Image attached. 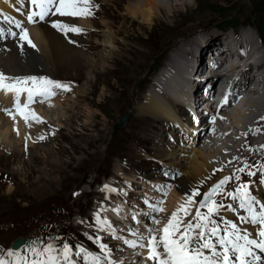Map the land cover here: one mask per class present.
<instances>
[{
  "label": "rangeland",
  "instance_id": "374dc122",
  "mask_svg": "<svg viewBox=\"0 0 264 264\" xmlns=\"http://www.w3.org/2000/svg\"><path fill=\"white\" fill-rule=\"evenodd\" d=\"M132 1L114 0L111 9L118 6L119 13L114 17L111 14L113 11L107 10L106 25L102 18L93 21L100 34L91 37L92 40L88 38L95 45L94 51L89 54L92 56L90 62L77 55L75 63L47 64L48 61H45L47 66H39V69L43 67L44 72L49 73L44 76L71 88L69 91L57 89V97L61 100L59 109L55 110L56 117L61 116L59 126L50 125L44 117L41 125H33L30 119L25 124L28 130L22 126L18 132V139H22H19L16 151L0 146V256H3V252L7 254L11 242L19 235L27 237L28 242L16 253L29 257H32L30 248H42L48 243L60 249L65 242L71 245L76 241L91 245L92 251L102 250L97 238L102 237L107 225L94 221L98 205L110 200L101 192L102 183L116 181L120 182L118 186L126 187L128 181L135 179L131 182L140 188L144 184L141 181L145 182L147 178L151 181L164 179L155 161L175 166L164 154L178 147L174 138L170 137L175 134L179 140L176 127L168 121L144 117L138 110L153 88L152 82L161 68L169 64L170 58L180 50L178 47L187 43H191L190 57H193L197 46L194 32L204 45L206 34L202 31L211 21L209 19L214 18L212 21L219 24L216 30H231V34L213 32L209 42H205H208L207 46L199 52L200 56L196 50L199 58L194 61V84L198 86L196 91L200 89L201 93L200 77L203 78L208 72H205L209 69L207 59L236 49L237 52H233L243 56L236 35L243 34V28H251L257 37L259 35L256 14L260 6L258 0H181L190 4H182L170 14L163 10L157 13L152 23L124 14L125 6L135 3ZM92 4V10H97L96 3L93 1ZM233 20L239 23L234 30L230 27ZM96 22H100V25ZM231 35L237 39L235 42H230ZM114 38H118L117 48L110 52L112 45L107 40ZM261 39L264 42V38ZM18 48L20 50L21 46ZM67 80L74 83L69 84ZM197 95L195 92L193 96L195 103L199 98L203 99V96ZM198 103H204V107L207 105L203 100ZM35 107L39 111L42 109ZM128 111L131 112L128 123L117 130L116 122ZM226 122L223 121L221 125L225 127ZM61 124V130L56 129ZM40 132L44 138L46 135L50 137L41 141L37 135ZM130 134H137L141 144L135 143L136 139L130 138ZM220 138L224 139L219 137V141H222ZM181 141L188 143L180 139L179 145ZM202 142L203 138L197 146L201 147ZM24 143L32 145L28 147ZM145 147L147 151H142ZM123 164L127 168L122 169ZM179 170L181 173L174 189L178 188L181 195L196 190L189 183L190 179H186L184 170ZM220 178L206 188L201 184L197 188L201 193L198 197L203 196ZM87 180L89 182L85 183ZM71 258L76 261L75 257ZM11 259L15 261L16 257Z\"/></svg>",
  "mask_w": 264,
  "mask_h": 264
},
{
  "label": "bare ground",
  "instance_id": "6f19581e",
  "mask_svg": "<svg viewBox=\"0 0 264 264\" xmlns=\"http://www.w3.org/2000/svg\"><path fill=\"white\" fill-rule=\"evenodd\" d=\"M93 1L97 5V10H92L93 15L87 16L86 19H82L81 17L59 15H54L55 17L51 19L52 24L56 21H60L65 24L76 25L83 29L80 32L65 33L51 26V23H42L38 26L28 29L29 37L35 44V47H32L26 41H23L20 38L1 43L0 71L6 75L14 76L28 74L45 75L49 74L44 72L45 68L43 67L46 64L45 61H48L47 64H54L56 62H62L65 64L71 62L75 63L76 56L79 55L87 62H90L92 56H90L89 54L90 51H94L93 48L95 46L91 42V37H97L100 34V30L93 24V21H98L102 18V22H105L106 25L105 14L107 13V10L113 11L111 14L116 17L115 14L119 13L120 9H118V6L114 9H111L114 0H92V2ZM132 2L135 3L125 6L124 14L128 15L131 18L140 19L145 23H152L157 13L162 12L163 10L170 14L172 13V11H176L177 9H179L180 5L183 4L185 6L190 4L188 3V1L181 2V0H133ZM0 9L8 10V8L2 3V0H0ZM88 20H90V22ZM209 20L211 21L202 31L206 34V38H203L204 45L203 43H201V39H199L198 35L195 34L196 32H194L195 38L197 39V53L202 52V50L207 46L213 32H222L220 30H216V27L218 28L219 24L213 22V18H210ZM96 23L100 25V22ZM107 30L110 31L109 29ZM230 31L222 33H230ZM242 33L243 34L236 33V35L239 39V42L241 43V51L243 53V56L233 52H237V49L224 52L222 56H218L216 58H214V56H211V58L207 59L209 65L211 67H218V69L211 68V70L206 69L205 71H219L218 75L211 76L210 80L212 81L218 77H221L220 81H222V76L228 77L239 71L236 82L239 84V90L243 92L235 100L234 104L239 101H245V103L249 104L248 97H244L243 99H241V96L245 95V93L247 92H253L254 94H260L261 96L264 95V61L255 63L251 60L250 55L247 54L245 41H252L254 43V40L251 38L249 30L245 29L242 31ZM77 35L85 36L79 37ZM246 36H248V40L246 39ZM88 38H90L91 40H89ZM261 38L258 35L257 40L260 43L259 48H263L264 46V42ZM235 40L237 39H235L234 36L231 35L230 42H235ZM206 41L208 42L205 43ZM107 42L112 45V50L110 52H114V50L117 48L118 38L107 40ZM190 44L191 43H187L186 45L178 47L181 51H176L175 56H172L170 58L169 64H166V70L161 72V74H158V77L156 76L155 80L152 82L153 88L150 92H148L147 96H145L144 103L138 106V110L139 114L143 115L144 117L152 116L150 118L158 119L161 121H168L170 125L176 127L179 132H182L184 130V127H192L196 129V134L193 138L194 142L191 146L187 141V144L182 143L178 145L175 150L171 152L169 151V153L166 152L164 156L169 162L172 163H170L171 165L174 164L178 169H183L186 179H190L189 183L193 186V188L197 189L200 188L201 184L202 187L206 188L217 178L228 175L230 172L225 174L222 171H225L229 166H235L237 158L244 156L247 150L251 149L252 153L256 155V153L264 149V147H261L264 146V98L253 102L250 105V110L248 111V113L251 115V117L248 116L245 119L240 118L241 112L239 110V107H237V111L230 114V116L228 117L226 122L228 123L227 127L222 128L220 124H217V126L213 128L212 133L210 134L207 141L202 143L201 147L197 146L198 142H200L201 139L205 136L203 132L205 131L206 133L208 129H206L207 125L205 126L202 123L195 125L194 122H191L190 115L188 114L186 108H184L185 102L194 100V94L192 92H188V90L185 89L183 77L188 73V70L192 68L193 71L190 69L189 74L193 75L194 81L196 68L194 65V61L198 59L201 54L199 53V56L197 57L198 54L196 53V50H194V56L190 57V55H192ZM20 46L21 49L19 50L18 47ZM232 55L237 57H230ZM41 65H43V67H40L39 69V66ZM225 65H228L230 68H222ZM204 66L206 67L207 64H205ZM172 71L174 73H171ZM187 79L189 80V82H191L190 76H187ZM67 81L69 83H74L71 80ZM219 83L220 82H218L215 86V92L217 91V86L219 85ZM256 83L263 84L262 93L260 92V90H258L259 88L257 87H255L254 90L249 89V87ZM198 91L199 90L196 91V95L198 94L197 97H200L201 94H199ZM200 100L203 99L199 98L198 102H200ZM60 103L61 100L59 98H55L47 102L45 105H39V107H42L40 111L36 107H31V109H33L35 113L42 118V120L44 117V120L47 121V123H49L50 125H58L60 123L61 116L56 117L55 110L59 109ZM245 103L243 105H247ZM205 107H207V105ZM254 111H258V114L252 117ZM25 124V120L21 118V115L19 113L3 114L0 112V146L11 151H16L20 143L19 139H22H18V132L20 131L22 126L25 127L26 130H28ZM32 124L41 125L43 124V122L41 123L33 120ZM62 126L63 124H61V126L58 128H54L61 130ZM129 132L126 134V136L129 134ZM37 135L39 136V139L41 141H46L48 137H50V135H46V137L44 138V135H42V133H38ZM131 135L132 134H130V138L136 139L134 140V142L140 145L141 140L138 139L137 134L132 136ZM120 137L122 138V140L124 139L121 135ZM219 137H224V139L220 138L222 141H219ZM182 140H184V138ZM24 144L28 147L32 145H28L27 143ZM121 167L127 168V165L123 164V166ZM218 169L223 170L217 171ZM141 179L143 180V178ZM87 182H89V180H87L85 183ZM141 182L146 184L147 188L153 185V182L148 178L145 182L144 180ZM144 184L142 186V190L146 187ZM135 185L136 183L133 184L132 182H130L131 187H134ZM191 192L189 194L183 193L185 195H181L178 188L174 189L169 197L167 208L173 209L174 207H178L180 204L185 202L186 197L190 195ZM137 193L138 192L136 191V193L134 194L137 195ZM129 199L130 198H125L126 201H128ZM199 199L200 197H195V200L197 202ZM19 237L23 236L19 235L15 239H18Z\"/></svg>",
  "mask_w": 264,
  "mask_h": 264
},
{
  "label": "snow or ice",
  "instance_id": "6c2138e0",
  "mask_svg": "<svg viewBox=\"0 0 264 264\" xmlns=\"http://www.w3.org/2000/svg\"><path fill=\"white\" fill-rule=\"evenodd\" d=\"M23 2V0H21ZM34 10L27 13L29 23L36 22V18L44 20L49 15L69 16V17H87L92 16V0H29ZM19 11V8H17ZM6 21H12L17 28L21 29L20 39L26 41L32 47L35 44L29 37L28 29L23 27L21 22L16 21L12 16L5 15ZM53 27L61 32H80L83 29L76 25H69L56 21ZM16 35V33H12ZM8 78L0 73V90L5 94H13L15 97V108L27 123L30 119L36 122H43L30 105L36 102V97L45 99L56 94L55 89L70 90V86L46 77H23L5 83ZM21 94H26V102L20 103ZM9 114H11V110ZM15 118V117H13ZM43 138V137H41ZM264 147V146H261ZM245 168H239L237 172H244ZM264 170V165L260 166ZM218 169L217 171H222ZM257 173L248 171L249 176H255ZM240 180L239 176H225L218 181L208 192L203 193V199L198 202L195 197L200 196L198 189L193 190L172 212L167 222L160 229H148L147 245L140 244V247L147 246L149 249L148 259L154 261V264H257L261 261V256L256 255L255 249L264 253V202L259 200L252 191V182L240 183L233 191L225 192V185L232 179ZM260 184L264 185V178H261ZM105 188H108L105 185ZM115 191V189H111ZM217 194H223L234 201H238L239 209H243L247 215H239L241 223L258 225L256 232L259 240L252 238V233L241 229L238 224L232 220H223L224 227L221 229L220 223L212 219L214 214H219L221 209L236 212L237 208L232 204L224 205L218 202L215 197ZM197 204L195 214H192V205ZM206 208V212L201 209ZM259 209V210H258ZM155 210L163 211V208ZM182 213V215H180ZM192 216V219L186 223L184 217ZM96 219L101 225H108L107 219H100L99 213ZM153 223L160 224L159 220L153 219ZM157 233L159 235L157 236ZM99 238H97L98 242ZM35 243V242H34ZM135 247V241H126ZM101 249L106 250V244H100ZM32 257L8 250V257H16L15 261L9 262L4 256H0V264H76L71 258L72 247L64 243L62 248L57 249L52 243L45 244L42 248L32 247L29 249ZM84 253V258L91 257L98 261V257L80 248L76 255ZM251 257V260L248 258Z\"/></svg>",
  "mask_w": 264,
  "mask_h": 264
},
{
  "label": "trees",
  "instance_id": "16d2710c",
  "mask_svg": "<svg viewBox=\"0 0 264 264\" xmlns=\"http://www.w3.org/2000/svg\"><path fill=\"white\" fill-rule=\"evenodd\" d=\"M258 1H260V6L258 8V11H256L257 20H258V28H259L262 36L264 37V1L263 0H258ZM235 25H236V21L233 20L230 27L234 28Z\"/></svg>",
  "mask_w": 264,
  "mask_h": 264
},
{
  "label": "water",
  "instance_id": "95a60500",
  "mask_svg": "<svg viewBox=\"0 0 264 264\" xmlns=\"http://www.w3.org/2000/svg\"><path fill=\"white\" fill-rule=\"evenodd\" d=\"M218 82H220V80ZM129 115H130V113L128 112V113H125L123 116H121V118L115 124V128L116 129H119L121 126H123L124 124H126V122L128 121ZM25 241H26V239L24 237H19L18 239H16L13 242V245L12 246L14 248H19Z\"/></svg>",
  "mask_w": 264,
  "mask_h": 264
}]
</instances>
